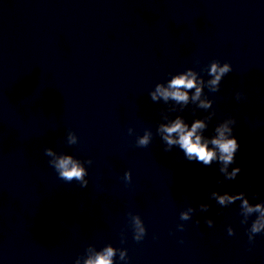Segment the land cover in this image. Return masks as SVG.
Wrapping results in <instances>:
<instances>
[{
	"label": "clouds",
	"instance_id": "9594fccd",
	"mask_svg": "<svg viewBox=\"0 0 264 264\" xmlns=\"http://www.w3.org/2000/svg\"><path fill=\"white\" fill-rule=\"evenodd\" d=\"M231 71L232 67L229 63L225 62L221 66L219 60H213L210 63V68L207 70V74L212 77V79L207 81L209 91H219L222 78ZM203 87L204 81L202 79L198 81L196 74L189 69L186 74L176 75L172 78L167 87L157 84L155 91L150 93V98L154 102L159 98H162L165 102L171 99L181 106L180 110L182 111L189 104V92L195 89L194 94L191 96V101L193 103L199 101L197 107L208 110L212 108L213 101L208 98L201 99ZM236 98L237 100L241 99V93L238 92ZM171 110L176 111L175 108ZM214 115V111L210 112L203 119H196L190 127L184 122L183 118L177 116L172 122L161 124L157 131L161 134V139L165 143L164 150L166 152L171 151L173 146H178L188 161H196L204 166H211L216 162L220 165L219 171L223 174L224 179L234 180L241 172L240 167H235L232 171H228V166L235 163V155L240 147L237 138L233 135V125L236 123L235 118L229 117L220 122L214 128L215 135L211 138H204L201 134H198V132L206 129V121H211ZM128 132L131 135L133 129L129 128ZM151 141L152 134L146 131L143 136L137 138L136 144L138 147H147ZM74 143H76L75 138L70 136L69 144ZM44 153L46 156L54 157V159L49 161V164L56 170L62 180L66 182L76 180L82 188L87 187L88 180L85 177L88 175V172L80 163L73 160L71 156H57L51 148H45ZM85 162L88 165L92 164L91 160ZM131 178V172L126 171L123 179L130 183ZM244 196V192L234 195H230L228 192H225L223 195L215 191L210 193V197L214 198L219 205L226 206L240 200L242 201L240 207L246 214L253 212L260 214V217L253 221L250 229L252 235L248 237L250 242H254L255 236L264 232V202L252 206L247 199H244ZM209 207L210 205L208 204H200L198 209L200 212H207ZM195 211H197L196 208L189 206L186 211L180 213V219L183 221L190 220L192 218L191 214ZM135 223L137 226H140L138 217L135 218ZM199 223L200 221L196 220V224L199 225ZM205 223L211 227L214 222L212 219L206 218ZM178 228L183 230L184 225H178ZM139 231L141 234H144L145 229L139 227ZM234 234V231L229 228L228 235ZM133 238L136 241L140 240V236H134ZM114 255V249L109 246L102 252L95 254V256L89 257L84 264H113ZM120 257L121 259H125V253L121 252Z\"/></svg>",
	"mask_w": 264,
	"mask_h": 264
}]
</instances>
